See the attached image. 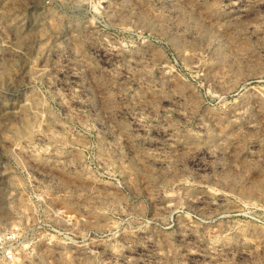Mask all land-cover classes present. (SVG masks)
I'll return each instance as SVG.
<instances>
[{
  "label": "rangeland",
  "instance_id": "obj_1",
  "mask_svg": "<svg viewBox=\"0 0 264 264\" xmlns=\"http://www.w3.org/2000/svg\"><path fill=\"white\" fill-rule=\"evenodd\" d=\"M0 264H264V0H0Z\"/></svg>",
  "mask_w": 264,
  "mask_h": 264
}]
</instances>
